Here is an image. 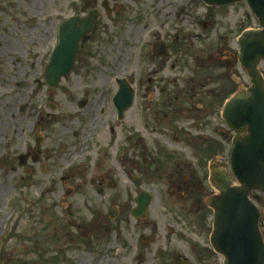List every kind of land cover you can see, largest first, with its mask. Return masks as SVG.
I'll return each instance as SVG.
<instances>
[{"label": "rangeland", "instance_id": "1", "mask_svg": "<svg viewBox=\"0 0 264 264\" xmlns=\"http://www.w3.org/2000/svg\"><path fill=\"white\" fill-rule=\"evenodd\" d=\"M120 6L96 36L87 65L52 90L44 73L64 18L61 0H0V264H175L185 255L188 244L171 233L178 227L166 225L163 202L172 189L170 205L181 204L179 177L197 169L208 174L213 145L222 139L214 136L217 111L202 109L211 101L205 91L217 89L215 105L223 109L230 90L248 84L245 69L226 64L239 56L243 30L258 21L247 2L212 8L201 0H121ZM30 38L47 44L32 48ZM158 39L171 58H153ZM121 79L137 95L123 121L113 104ZM85 94L88 103L79 108ZM39 128L44 141L37 146ZM29 147L41 159L22 168L19 157ZM142 190L155 196L148 222L158 233L147 243L141 238L150 231L130 215ZM206 256L205 263L189 258L224 264L213 250Z\"/></svg>", "mask_w": 264, "mask_h": 264}, {"label": "water", "instance_id": "2", "mask_svg": "<svg viewBox=\"0 0 264 264\" xmlns=\"http://www.w3.org/2000/svg\"><path fill=\"white\" fill-rule=\"evenodd\" d=\"M202 1L217 8L247 1L262 27L258 32L245 31L239 40L240 63L252 79V95L238 92L223 111L227 124L236 132L230 158L232 174L239 184L232 186L228 172L217 167V161H214L211 181L219 194L210 203L216 214L211 243L216 253L225 259L224 264H264L260 212L251 200L260 195L264 197V79L258 67L259 60L264 59V0ZM98 16V11H93L85 18L74 17L69 24L61 27L60 44L44 74L48 86L53 90L75 69L76 58L82 50L80 41L86 42L88 35L96 31ZM77 24L80 26L77 27ZM154 49L157 56L169 57L165 42L155 44ZM117 84L120 90L114 98V104L119 120L123 121L126 112L134 107L135 91L125 79L118 80ZM79 105L83 108L86 103L81 102ZM41 142L37 137V144L41 145ZM34 155L33 161L36 163L40 155L38 152ZM28 159V155L21 156L20 166L24 167ZM151 200L152 195L146 192L140 194L136 201L138 208L134 212L135 218H145ZM109 216L116 219L118 209H111Z\"/></svg>", "mask_w": 264, "mask_h": 264}, {"label": "flooded vegetation", "instance_id": "3", "mask_svg": "<svg viewBox=\"0 0 264 264\" xmlns=\"http://www.w3.org/2000/svg\"><path fill=\"white\" fill-rule=\"evenodd\" d=\"M120 1L121 0H61V4H62V14L64 15V18L61 20L60 25L58 27V37H57V41L55 42V44L53 45L52 48L49 49L48 54L50 55V59H52L53 57V53L55 52L56 48L59 45V38H60V28L63 27V25H67L69 24L72 19H74V17H79V18H85V16H87L90 12L93 11H98V19L96 21V31L92 34L89 35V38L86 40V42L84 41H80V46H82V50L80 52V54L77 56L76 59V68L74 70V72L72 74L76 73V70L78 69H83L84 66L87 65V61L89 60V57H91L92 52L90 50V48L97 43V41H95L96 36L98 35V33L100 32V30H103V26L105 23V20H110L111 22H113V19L116 17L118 11L121 9L122 6H120ZM106 6V7H105ZM71 12V13H69ZM256 23H257V18H255ZM259 23V22H258ZM258 23H257V27L250 29V30H254L257 31L261 30V26L258 28ZM260 24V23H259ZM80 24H77V27H79ZM34 30H37V28H35ZM247 30V29H245ZM243 30V31H245ZM30 32H32V30H30ZM34 33V32H32ZM31 39V46L32 48L37 49L40 45L42 44H47L44 41L41 42H35V40L33 38ZM160 39L156 40L155 42H153L152 46H151V50H152V56L153 58H157L159 60H164L161 58H158L157 56H155V51L153 50V47L155 46V44L159 43ZM21 45V44H20ZM238 46L239 45V41H238ZM171 51V50H170ZM241 51V46H240V50ZM18 52L23 53L22 50H18ZM28 53V52H26ZM155 54V55H154ZM173 56V53L171 52V57ZM231 57L233 56V60L232 62H227V67L228 68H232L235 67L237 64H239L240 66V56H236L234 54L230 55ZM170 57V58H171ZM166 60V59H165ZM258 67L260 70V74L261 77L264 79V59H260L258 62ZM242 68V67H241ZM244 69V68H243ZM246 71V70H245ZM247 73V71H246ZM71 74V75H72ZM247 79H248V84L245 85V87L242 89L243 91L245 90L249 96L252 95V79L250 78L249 74L247 73ZM233 81L237 84H240V81L236 78L233 79ZM144 83V82H143ZM136 89V88H135ZM149 89V88H148ZM240 89H235L233 88L232 93H230L229 95V99H231ZM212 92V93H211ZM145 93V92H144ZM206 96L209 97L211 99V101H209V103L207 102V104L204 106L202 109H204L205 111H208V105L210 106V111L211 112H215L217 111V116H218V124H215L216 126H213L216 129V132L214 134V136L216 137L217 140L221 141L217 142L215 145H213V155L214 157H212V161L208 162V174L205 175V171L203 170V172H201V170L194 171L191 175H188L189 179H183L181 180L183 177H179L177 179V186H176V192L179 194L180 200H181V204L180 205H170L171 202V194H172V189L168 190V194H169V198L166 200L168 201L167 203L163 204H168L169 206H163L162 209L166 210V225L167 223H171L173 224V226L178 227V229L175 228H171V233L173 232H179L182 235H180V238L185 239V241L188 244L187 250L185 251V255L184 256H177L174 260L177 261L178 264L181 263H185L187 261H189V257H191L193 260L199 262V263H205L207 261V253L211 252V250H213L212 246H211V235L215 230V210L212 206V203H210V201H212V199L214 198V196L216 195L214 192V188L212 185V181L211 180V165L212 163H214V161L216 162V166L221 168V169H225L226 171H228L229 173H231V165H230V161L228 158L225 157V154H228V157L231 154V151L233 149L232 147V143L233 140L235 138V133L233 130H231L228 126V124L225 123V125H227V137H224V131L223 128L221 126H223L221 124V122H225L223 119V109L225 104L227 103V101L229 100L228 98L224 101V105H223V109H222V105H219V107L215 104H219V91H217V89H213L211 88V90H206L205 91ZM85 99H81L78 102V106L80 108V103H88V97L87 94H85ZM163 105L165 107H167V105H170L169 102L167 103H163ZM207 107V108H206ZM207 127H209V130H212L213 127H210L209 123L205 124ZM221 125V126H220ZM41 128L37 129L36 131V136H35V144H37V137L39 139H41L42 141H44V138L41 136ZM39 144H37L38 146ZM225 145H227L230 149H224ZM35 153L34 150H32V147H29L27 149V151H25V155H28L29 158L31 156H33ZM21 155V154H20ZM40 155V154H39ZM35 156V155H34ZM21 157V156H20ZM19 157V158H20ZM41 157V155H40ZM33 161L32 158L29 159V161ZM233 180V185H237V181ZM134 180V184H135ZM138 184L141 185V180L138 179ZM144 191V190H142ZM140 191V192H142ZM152 194V193H151ZM174 196V194H172ZM154 196V195H153ZM256 201L254 200L255 204L258 206L259 212L261 214V218H260V224H261V229H262V221H264V197L260 196L258 198H255ZM155 200V196L154 199L151 203V205H153ZM150 205V206H151ZM154 207H150L149 208V212L153 209ZM136 210V207H134V209L131 211V216L132 218L135 219L134 217V212ZM149 212L147 214V219L143 220L144 224V228H146L147 230L150 231V235L146 236L147 239L149 241L152 240V238H156L157 237V233L158 230L155 228V224L156 222L152 221V222H148V215ZM160 214V212H159ZM214 251V250H213ZM190 259V260H192Z\"/></svg>", "mask_w": 264, "mask_h": 264}]
</instances>
